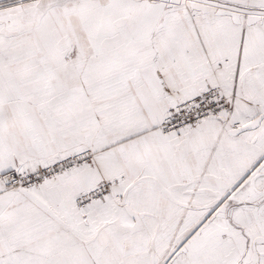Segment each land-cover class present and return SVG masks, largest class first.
Segmentation results:
<instances>
[{"label":"snow or ice","instance_id":"obj_1","mask_svg":"<svg viewBox=\"0 0 264 264\" xmlns=\"http://www.w3.org/2000/svg\"><path fill=\"white\" fill-rule=\"evenodd\" d=\"M0 264H264V0H0Z\"/></svg>","mask_w":264,"mask_h":264}]
</instances>
